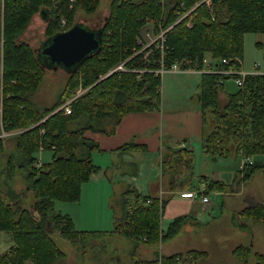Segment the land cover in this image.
<instances>
[{
	"label": "trees",
	"instance_id": "obj_1",
	"mask_svg": "<svg viewBox=\"0 0 264 264\" xmlns=\"http://www.w3.org/2000/svg\"><path fill=\"white\" fill-rule=\"evenodd\" d=\"M101 0H0V153L4 152L7 132H13L14 149L0 172V238L9 235L11 245L1 251L0 264H56L63 251L51 237L52 231L69 243H84L99 233L77 230L70 215L56 212L55 202H76L81 186L100 170L92 160L97 144L85 131L111 135L129 112L157 110L160 106V75L152 70L162 59L166 66L180 62L181 67H202L206 54L211 58L231 59L237 68L243 55L246 33L264 35V0H110L109 13L102 26L100 48L84 59L67 78L64 88L51 105L33 100L47 66L44 56L19 37L39 14L46 28L45 40L69 29L76 15H92ZM182 17L183 14L187 13ZM65 26L61 28V20ZM154 24V33L165 29L163 55L159 48L144 57L133 55L140 49L138 33L146 22ZM264 51V41L256 44ZM130 57V58H129ZM125 71L109 70L125 60ZM188 62L189 64H186ZM48 69V68H47ZM145 70V71H140ZM108 74V75H107ZM227 79L215 73H203L198 98L203 112L211 110L214 129L203 132L201 149L213 160L226 157L230 145L243 157L264 155V74H248L236 91L219 100L218 91ZM83 91L76 95V90ZM71 99V113L59 107ZM7 134V135H6ZM143 149V145L125 142L116 151ZM49 151L51 158L37 163L38 154ZM194 152L190 148L166 147L161 155L160 171L168 189H189L193 176ZM26 170L23 190L31 192L34 202L22 206L24 192L11 188L8 179L17 170ZM238 183L256 172L264 174V164L243 165ZM204 194L222 190L225 184L201 177ZM199 189V188H198ZM197 189V190H198ZM20 200V201H19ZM165 199L140 194L132 187L120 196V214L110 233L124 236L136 244L158 245L171 239L189 216L174 218L163 232L160 220ZM241 226L252 220L264 225V203L242 209L237 214ZM1 241V240H0ZM242 264L249 249L234 250ZM195 250L160 256L162 264H195ZM201 256V255H200ZM199 256V257H200ZM256 263L264 264V253H256ZM158 259L135 258L133 264H158Z\"/></svg>",
	"mask_w": 264,
	"mask_h": 264
},
{
	"label": "crops",
	"instance_id": "obj_2",
	"mask_svg": "<svg viewBox=\"0 0 264 264\" xmlns=\"http://www.w3.org/2000/svg\"><path fill=\"white\" fill-rule=\"evenodd\" d=\"M247 34L254 35L256 48H258L257 43L264 41V35L261 33H246L245 35ZM261 51L264 54L262 49ZM204 57L213 59L209 54H206ZM256 63L257 60L252 62V69H254ZM241 68L244 71L252 70L250 69L251 65L250 68L244 67L243 55L241 57ZM184 73H186V78L194 80V89H188L187 91V88H185V91L183 90V97L177 94L166 95L167 90L166 92L164 90L163 94L161 92L160 106L157 110L129 112L125 114L117 124L113 134L105 135L90 130L84 132L87 138L97 144L98 149L93 151L92 160L100 167V170L91 174L89 180L82 184L81 195L78 201L63 203L76 204L82 213L83 219L90 220L94 218L98 222L97 224L102 223V225L88 227L84 224L82 218L79 217L80 226H76V215L71 214L68 210H66L65 214L71 216L77 230L99 232L96 233L95 237L111 236L115 234L110 233L115 225V216L120 214V196L124 190L132 187L142 195L165 199L163 214L160 220V227L163 231L166 230L168 224L174 218L183 215L189 216L175 237L170 241L161 242L158 245H147L151 248L144 246V243L138 244L137 246L142 249L140 251V259L154 258L153 253L156 255V251L157 253L159 251L163 256H170L176 253H186L189 250H195L201 255H198L196 258L194 257L195 264H235L233 249L237 245L231 244L229 247L219 248L223 257L218 262H213L211 255L214 250L209 245H199V240L201 238H208L205 230L208 229L207 227L210 223L218 221L216 218L221 217L224 212L230 223L233 224V220L236 222V219H239L237 216L239 211L252 207L256 203L264 202V174L261 171L256 172L248 182L238 183L242 175L240 170H242L243 165L245 163H255L258 166L263 165L264 155L243 157L235 151L234 145H230V153L226 157L220 156L212 160L210 156L203 153V159L209 158L214 168L202 170L203 172L199 171L197 174L193 170L192 180L196 178L197 184L192 189L179 191L168 189L167 180L161 175L160 171L162 152L169 146L172 148H190L193 152L197 148H200L202 151L200 140L203 132L211 131L215 126L212 111L209 109L203 115L198 93L195 94V92H198L203 73L199 70H191ZM197 76L199 77L197 78ZM224 86L225 80L222 81V88L218 91V98L221 101L226 99L228 93H232L237 89L230 92L229 90H225ZM191 92H194L192 94H195L194 96L197 101L194 100L193 95H189ZM187 99L190 101H187ZM129 141L143 145V149L129 152L116 151L122 144ZM236 157L239 158L236 171L230 173L228 169L230 164L229 159H235ZM227 164L228 166H226ZM114 166L116 170L114 173L109 174V171ZM201 177H209L224 183V191L216 190L208 194L203 193L208 198L206 202H201L199 198H188L186 196L188 192L197 190L198 188L201 190L203 187L204 184L203 180L200 179ZM100 181L103 182L102 185H105L107 188L108 186L110 187L107 192L104 193L98 190V186L101 185ZM255 181L260 182V192L251 187ZM211 197L214 200H211ZM217 209L219 211H216ZM246 225H242L244 228L238 227L239 233L243 234L245 238H249L247 244L251 250L255 253H264L254 246L255 234L252 233L253 228L258 227V224L249 223ZM185 233L191 234L187 243L182 245L173 244L176 239L181 237V235H185ZM154 246L157 250L153 248ZM129 256L131 260L133 256L137 257L135 252ZM225 256H228V259H225ZM167 264L184 263L169 262Z\"/></svg>",
	"mask_w": 264,
	"mask_h": 264
},
{
	"label": "rangeland",
	"instance_id": "obj_3",
	"mask_svg": "<svg viewBox=\"0 0 264 264\" xmlns=\"http://www.w3.org/2000/svg\"><path fill=\"white\" fill-rule=\"evenodd\" d=\"M109 2L110 0H101L94 14L83 15L81 13H78L76 15L75 21H77L78 23L85 24L89 28L97 29L98 27L103 25L104 20L108 16ZM45 28H46V23L44 22L42 17L37 13L32 17L30 24L27 26V28L25 29V31L22 33V35L19 38L26 41L33 48H36L39 46L42 40H45V34H44ZM138 35H139L138 38L142 39L145 42H149L154 37V35H156V33H154V24L151 21L146 22L145 25L140 29ZM263 55L264 54L261 51V49H258L255 47L254 35L253 34L245 35L244 42H243L244 67L250 68V65H251L250 69H252V62L254 60H257V63L261 65V69L264 68V56ZM121 61L123 60H120L119 62ZM253 70L254 69H252L251 71H244V70L243 71L246 73H251L253 72ZM68 76H69V73H67L66 70L62 67H59L56 70L46 68V71L39 85V88L33 96V100L35 101V103L40 104V105H48V106L54 103L58 95L60 94L61 90L64 88ZM198 77L199 76H197V78ZM160 78H161L160 95H161V92L163 94V91L165 90L166 92L167 90V93H165L166 95L177 94L178 96L183 97V94H184L183 90L185 91V88H187V91L188 89H192V90L194 89L193 87L194 80L186 78V73L184 72L174 73L171 71H166L160 76ZM236 88L237 87L235 86L233 79H228V78L225 79V86H224L225 90H229L231 92V91H234ZM80 91H82V89L79 87L76 90V93H79ZM198 92H199V88H198ZM198 92H195V94H197ZM192 93L194 92H191V94L189 95H193ZM194 100L197 101L195 96H194ZM187 101H190V100L187 99ZM13 132H16V131H13ZM13 132L12 131L10 133L7 132L9 134V137L7 138L5 142L4 152L0 153V172L5 167V161H6V157L8 154L11 153L14 155L15 162L19 161V155L14 149L15 145L12 139L14 136H11ZM37 156L38 158L36 162L39 164H42V162H47L48 160H50L51 153L49 151H45L43 153L41 152ZM203 156H204L203 151H201L200 148H197V150L194 152V158H193L194 161L192 164L194 173L196 174L199 171H202V170L205 171V170L214 168L213 164L211 163V160H209V158L207 157L206 159H203ZM238 159H239L238 157H236L235 159H229L230 164H229L228 169L230 173L236 171ZM226 166H228V164ZM115 170H116L115 166L112 167L111 171H109V174L114 173ZM25 174H26V170L18 169L15 172V174L8 179L11 188H13L16 192L25 191L23 190L26 186V182L24 179ZM248 181L249 180H246V182ZM246 182L241 181L240 183H246ZM100 183L101 185L98 186L99 187L98 190L100 192L105 193L110 189L109 186L107 188L105 185H102L103 183L102 181H100ZM196 184H197V179L194 178L192 180L190 188L192 189L193 187L196 186ZM251 187L255 188L258 192H260L261 185L259 181H255L254 183H252ZM224 189L218 190V191H224ZM24 199L25 201L22 204V206L24 207H28L34 202V197L30 191L26 192V194L24 195ZM211 200H214V199L211 197ZM54 210L56 212H64V213L66 212V210H68L71 214L73 215L75 214L76 215L75 217H77L76 226H80L79 217L82 218L84 224L88 227H95L96 225H102L101 222H100L101 224H97L98 222H96L94 218L90 220L83 219L82 213L79 211L77 205L74 203H63L60 201H56ZM216 211H219V210L217 209ZM216 219H218V221L210 223V225L207 227L208 229L205 230L207 232L208 238H201L199 240V245H203V246L209 245L214 250V252L211 255L213 262H218L223 257V254L221 253L219 248L229 247L231 244L232 245L235 244L234 246L237 245L236 247L244 246L249 249V255L247 256V259L244 263L245 264H255L256 263V257H255L256 253L253 250H251L247 244L249 238L248 237L245 238L243 234L239 233L238 227L244 228L241 226V219L235 218L236 222L233 220L232 221L233 224H231L228 217L225 215V212L223 213L221 217H217ZM249 223L258 224V227L256 226L255 228H253V233H252V234H255L254 246L257 249L262 250L264 252V225L259 222L252 221V220H247L245 221L244 224L248 225ZM261 229L263 230V234H262ZM50 235L54 239L58 247L64 253V257L59 258L56 264H133L134 259L137 257L139 258L141 256L140 255V251L142 250L141 247H138L137 246L138 244L133 245L134 243L132 244V242L128 241L124 236L119 235V234H113L111 236H106V235L98 236V237L93 236L88 241L84 243H80V244L79 243L77 244L69 243L68 241L64 240L56 231H52ZM175 235L172 238H174ZM189 235L187 233H185V235H181V237L176 239V241H174L173 244L182 245L184 243H187L189 239ZM171 239L167 241H163L162 243L168 242ZM0 240H1L0 241L1 251H4L11 245V242H9V235L6 233H1ZM143 245L146 247H149L145 244ZM153 248L157 250L155 246ZM235 248L233 250H235ZM133 252H135L137 257L133 256L131 260L129 255ZM155 253L157 256L153 253V257L155 258L156 256V259H159L160 256H162V254H160L159 251L158 253L157 251ZM225 259H228V256H225ZM147 260H150V259H147ZM234 260L236 261L235 264H242L237 254L234 255ZM176 261L181 263V262H184L185 260H182L181 258ZM209 264H212V263H209Z\"/></svg>",
	"mask_w": 264,
	"mask_h": 264
},
{
	"label": "built area",
	"instance_id": "obj_4",
	"mask_svg": "<svg viewBox=\"0 0 264 264\" xmlns=\"http://www.w3.org/2000/svg\"><path fill=\"white\" fill-rule=\"evenodd\" d=\"M203 1H205V3L207 5H210V0H203ZM186 14H188V12L183 14L182 17L185 16ZM64 26H65V20L62 19L61 20V28H63ZM165 31H166L165 29L160 30L156 35H154V37L149 42H145L142 39L137 38V44L140 45V49L134 50L132 56L142 52L144 57H147L148 55L154 53V48H159L160 51L162 52V55H163V42L165 40V35H164ZM152 45H154L153 49L151 48ZM162 57L163 56H161L159 67L152 70L155 74H158V75H162L166 71L181 73V72H186V71H191V70H199L202 73H215V74H219L221 76H225L228 79H233L234 84L237 87H240L242 85L246 75H248V74H264V70L261 69V65L259 63H256L254 65L253 72L246 73L243 71V69L241 67L237 68L235 63H230L231 59L214 60V59H207L206 57H204L202 60V67L199 69V68H195V67H181L182 61L174 62V63L170 64L169 66H166ZM129 58H126L125 60L117 63L115 66H113L109 70L108 73L110 74V73L115 72V71H125L126 68H125L124 64L126 61H128ZM233 60H234V62H236L238 64L241 63V60L238 57H234ZM186 64H189V63L186 62ZM140 71L142 72L145 70H140ZM82 91H80L79 93H76V95H79ZM70 102H71V99L66 100L59 107V109L61 108L65 114L71 113ZM204 189H205V185H203L201 190L198 189V190L188 192L186 194V196L188 198H191V199L199 198L201 200V202H206L208 200V198H207V196H205L203 194ZM157 263L158 264L162 263L160 258L158 259Z\"/></svg>",
	"mask_w": 264,
	"mask_h": 264
},
{
	"label": "water",
	"instance_id": "obj_5",
	"mask_svg": "<svg viewBox=\"0 0 264 264\" xmlns=\"http://www.w3.org/2000/svg\"><path fill=\"white\" fill-rule=\"evenodd\" d=\"M100 30L76 22L69 29L54 34L36 48L44 56V65L56 70L62 67L67 73L100 48Z\"/></svg>",
	"mask_w": 264,
	"mask_h": 264
}]
</instances>
